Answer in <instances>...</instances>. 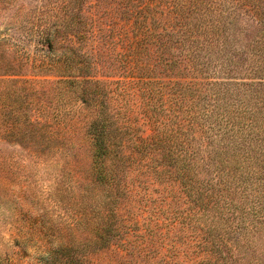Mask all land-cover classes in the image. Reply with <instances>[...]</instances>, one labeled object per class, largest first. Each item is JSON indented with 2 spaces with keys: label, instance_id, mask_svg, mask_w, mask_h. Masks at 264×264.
I'll list each match as a JSON object with an SVG mask.
<instances>
[{
  "label": "trees",
  "instance_id": "trees-1",
  "mask_svg": "<svg viewBox=\"0 0 264 264\" xmlns=\"http://www.w3.org/2000/svg\"><path fill=\"white\" fill-rule=\"evenodd\" d=\"M74 1L71 12L52 23L53 31L40 34L42 48L31 68L0 59V81L12 84L0 91V103L28 108L23 114L15 110L20 124L6 129L11 135L30 132L34 157L70 164L72 186L103 192L101 224L92 231L91 245L105 248L125 232L115 224L130 196L134 155L153 162L154 174L170 167L169 183L184 186L188 179L178 157L164 165L160 125L166 111L180 106L211 73L264 85V0H86L81 17ZM146 130L148 135H140ZM157 150L162 152L155 160ZM86 159L87 168H81ZM229 189L218 181L216 197L228 200ZM263 220L264 213L257 223ZM261 225L236 224L233 238L219 232L206 238L195 246L201 260L192 264H240L235 254L241 248L255 264L250 239ZM89 244L59 243L47 251V261L85 264L72 252Z\"/></svg>",
  "mask_w": 264,
  "mask_h": 264
},
{
  "label": "rangeland",
  "instance_id": "rangeland-1",
  "mask_svg": "<svg viewBox=\"0 0 264 264\" xmlns=\"http://www.w3.org/2000/svg\"><path fill=\"white\" fill-rule=\"evenodd\" d=\"M73 1L0 0V59L31 68L42 48L40 34L53 31L52 23L71 12ZM74 2L83 16L86 0ZM219 77L211 73L190 88L160 125L164 165L178 157L186 183H169L170 167L154 174L153 162L134 155L130 196L117 210L115 224L125 232L105 248L91 245L92 231L101 224L103 192L89 194L72 186L70 164L34 157L28 148L36 146L30 132L18 129L11 135L6 129L20 124L13 118L15 110L23 114L28 108L0 103V264H51L47 251L67 240L90 243L72 252L85 264H192L201 260L195 246L206 238L217 232L233 238L236 224H264L257 223L264 213V85ZM3 88L11 90L12 84L0 81ZM88 163L81 160V168ZM148 166L151 172L145 171ZM75 176L83 183L80 173ZM220 180L230 187L225 201L215 193ZM260 228L250 239L254 252L249 257L256 258L255 264H264V226ZM240 250L235 254L240 264H249L246 250Z\"/></svg>",
  "mask_w": 264,
  "mask_h": 264
}]
</instances>
